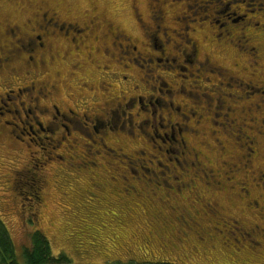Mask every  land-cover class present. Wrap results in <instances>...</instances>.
<instances>
[{"label": "flooded vegetation", "instance_id": "flooded-vegetation-1", "mask_svg": "<svg viewBox=\"0 0 264 264\" xmlns=\"http://www.w3.org/2000/svg\"><path fill=\"white\" fill-rule=\"evenodd\" d=\"M162 2L152 7L153 25L137 19L145 52L143 41L93 12L81 20L52 7L25 22L0 19V78L7 77L0 79V138L26 142L27 135L30 147L49 134L56 151L30 162L57 161L71 171L99 164L90 156L95 149L122 169L115 183L123 185V200H147L163 226L191 230L202 244L194 250L216 237L236 250L262 246L264 0H222L212 16L177 17L186 24L178 39L168 33ZM195 6V15L206 11ZM196 24L210 26L208 34L195 37ZM67 65L71 75L83 74L76 82L80 107L57 101L63 77L58 85L44 79L52 68L62 76ZM37 174L28 169L15 180L39 204L47 180ZM94 184L96 193L105 188ZM212 218L222 223L210 233L204 219Z\"/></svg>", "mask_w": 264, "mask_h": 264}, {"label": "rangeland", "instance_id": "rangeland-1", "mask_svg": "<svg viewBox=\"0 0 264 264\" xmlns=\"http://www.w3.org/2000/svg\"><path fill=\"white\" fill-rule=\"evenodd\" d=\"M196 3L206 11L202 10L195 15ZM154 4L155 0H0V19L11 18L17 23L25 22L33 14L52 7L62 14L69 13L81 20L87 18L85 12H93V17L107 20L128 35L143 41L140 50L145 52L148 49L145 43L148 41L143 38L137 19L141 17L153 25L151 10ZM162 4L167 16L165 25L174 39L179 38L177 34L182 33L186 25L179 22L177 17L200 19L223 9L222 0H213L211 3L207 0H163ZM189 5L192 7L190 12L187 10ZM194 27L197 29L193 35L203 37L208 34L210 26L196 24ZM114 56L118 58L119 55ZM230 58L232 55L227 57V61ZM108 65L114 66V71L123 68L116 62ZM69 68V65L62 67V76L55 74L52 68L51 76L44 79L49 83H57L56 80L63 77V82H59L57 101L65 100L71 105L74 102L80 107L82 102L75 99L79 96V85L76 86V82L77 76L83 74L77 72V75H71ZM84 72L89 71L85 69ZM99 76L94 75V81L99 82ZM0 79L5 80L7 77L3 75ZM13 79L16 85L20 83L18 77ZM83 96V100L89 102L90 96ZM83 96L80 95V98ZM46 104L50 103H41L43 107ZM47 135L42 134V140L30 147L27 135L26 142L16 140L14 136V141L3 136L0 138V219L15 243L20 264L25 263L24 247L30 244L32 233L37 230L48 237L55 257L66 255L70 259L69 263L61 264H264V244L255 248L246 245L244 249L236 250L230 248L231 245L225 247L224 241L216 237L207 247L194 250L195 245L201 243L195 240L197 236L191 230L178 232L176 227L163 226L157 221V216H154L156 212L151 210L153 208L147 200H123V185L115 183L119 182L115 177L122 169L117 171L114 166L106 163L96 155L95 149L92 150L93 154L90 152V156L97 157L99 164L90 167V170L82 167L80 171L79 165L77 171H71L57 161L43 164L38 159H42L48 152L56 151L49 140L44 138ZM82 145L83 142L79 148L81 157L78 161L84 157ZM57 153H62V150ZM31 155L38 158L36 164L30 162ZM28 169L36 171L37 175L47 180L39 204L29 200L31 189H22L23 185L15 180ZM17 170L20 171L19 176H16ZM94 183L105 187L97 189V199L95 189H91L95 187ZM36 211L37 214H34ZM216 221L222 223L219 218L215 221L212 218V222L204 219L208 232H215ZM226 234L221 232V235L237 241L233 233Z\"/></svg>", "mask_w": 264, "mask_h": 264}, {"label": "trees", "instance_id": "trees-1", "mask_svg": "<svg viewBox=\"0 0 264 264\" xmlns=\"http://www.w3.org/2000/svg\"><path fill=\"white\" fill-rule=\"evenodd\" d=\"M24 264H58L69 263L66 255L55 257L48 237L40 230L32 233L29 245L24 247ZM0 264H20L17 261L16 246L11 234L0 219Z\"/></svg>", "mask_w": 264, "mask_h": 264}]
</instances>
